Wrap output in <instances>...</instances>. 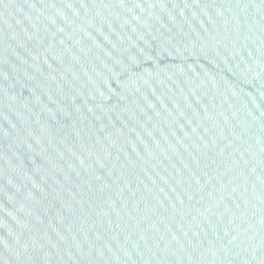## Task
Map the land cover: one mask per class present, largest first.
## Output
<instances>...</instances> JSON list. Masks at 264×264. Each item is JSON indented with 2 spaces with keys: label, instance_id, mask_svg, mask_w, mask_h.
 Returning <instances> with one entry per match:
<instances>
[{
  "label": "water",
  "instance_id": "95a60500",
  "mask_svg": "<svg viewBox=\"0 0 264 264\" xmlns=\"http://www.w3.org/2000/svg\"><path fill=\"white\" fill-rule=\"evenodd\" d=\"M0 264H264V0H0Z\"/></svg>",
  "mask_w": 264,
  "mask_h": 264
}]
</instances>
